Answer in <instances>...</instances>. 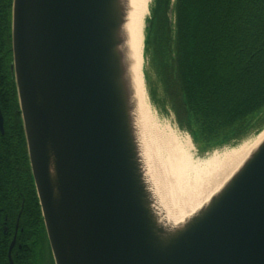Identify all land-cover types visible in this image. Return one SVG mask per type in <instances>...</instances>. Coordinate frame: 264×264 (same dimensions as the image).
<instances>
[{
  "label": "water",
  "instance_id": "water-1",
  "mask_svg": "<svg viewBox=\"0 0 264 264\" xmlns=\"http://www.w3.org/2000/svg\"><path fill=\"white\" fill-rule=\"evenodd\" d=\"M129 7L13 0L12 71L54 263L264 264V137L190 215L165 220L136 117Z\"/></svg>",
  "mask_w": 264,
  "mask_h": 264
},
{
  "label": "trees",
  "instance_id": "trees-1",
  "mask_svg": "<svg viewBox=\"0 0 264 264\" xmlns=\"http://www.w3.org/2000/svg\"><path fill=\"white\" fill-rule=\"evenodd\" d=\"M171 3L154 0L146 30L152 98L174 112L200 154L259 131L264 126V0H175L173 21ZM11 4L0 0V174L19 180L17 167L28 171L34 204L24 212L29 208L43 218L12 71ZM3 191L13 190L5 184Z\"/></svg>",
  "mask_w": 264,
  "mask_h": 264
},
{
  "label": "bare ground",
  "instance_id": "bare-ground-1",
  "mask_svg": "<svg viewBox=\"0 0 264 264\" xmlns=\"http://www.w3.org/2000/svg\"><path fill=\"white\" fill-rule=\"evenodd\" d=\"M150 2L151 0H130L126 26L128 44L134 52V70L138 90L136 112L142 109L144 101L143 90L141 91L143 20L149 13ZM263 137L264 131L258 135V141ZM254 144L228 151L222 156L197 160L193 157L190 140L182 143L172 135L161 139L157 147L163 153L159 165L165 177L163 186L170 194V201L164 207L165 220L175 224L190 215L237 169Z\"/></svg>",
  "mask_w": 264,
  "mask_h": 264
},
{
  "label": "flooded vegetation",
  "instance_id": "flooded-vegetation-1",
  "mask_svg": "<svg viewBox=\"0 0 264 264\" xmlns=\"http://www.w3.org/2000/svg\"><path fill=\"white\" fill-rule=\"evenodd\" d=\"M12 7L13 0L11 13ZM0 131L4 133V115ZM17 171L19 180L3 178L0 174V264H47L49 260H54L44 219L35 212L31 214L29 208L24 212L25 207L34 204L29 200L33 192L31 178L25 168L17 167ZM5 184L6 188L13 191H3Z\"/></svg>",
  "mask_w": 264,
  "mask_h": 264
},
{
  "label": "rangeland",
  "instance_id": "rangeland-1",
  "mask_svg": "<svg viewBox=\"0 0 264 264\" xmlns=\"http://www.w3.org/2000/svg\"><path fill=\"white\" fill-rule=\"evenodd\" d=\"M148 16L149 13L146 15V17ZM145 23H146V18H144L143 20V34H144ZM142 54H143V49H142ZM142 65L145 68L146 60L144 57H142ZM148 67L149 66L147 63V68ZM143 69L141 68V74H142L141 91L143 90V100L145 102L143 101L142 109L136 112V117L140 128L142 148L146 159V170L148 175H150V177L152 176L151 179L154 182L155 191H157L158 193L157 195L158 205L161 204L162 209L164 211V207L167 205L168 201H170V194L163 186V181H165L164 180L165 177L163 175L162 168L159 165L163 153L161 149L157 147L161 139H165L167 136L172 135L175 136L182 143L190 140V142L192 143L193 157L197 160H207L215 156H222L228 151L254 144L256 141H258L259 134L258 132H253L233 144L216 148L214 150L209 151L207 154H200L197 150V146L195 145L190 133L187 130L181 128L177 123L174 112L172 110H168V111L165 110L160 104L161 102H158L157 100H154L152 98V95L150 93L149 82L148 81L145 82V78L143 76L144 75L142 71ZM156 153L158 155H155ZM156 169L158 171H156ZM47 264H55V263L54 261L49 260Z\"/></svg>",
  "mask_w": 264,
  "mask_h": 264
}]
</instances>
